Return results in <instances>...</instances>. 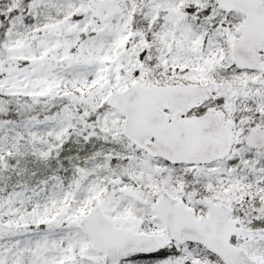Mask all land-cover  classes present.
<instances>
[{
    "label": "snow or ice",
    "instance_id": "snow-or-ice-1",
    "mask_svg": "<svg viewBox=\"0 0 264 264\" xmlns=\"http://www.w3.org/2000/svg\"><path fill=\"white\" fill-rule=\"evenodd\" d=\"M0 264H264V0H0Z\"/></svg>",
    "mask_w": 264,
    "mask_h": 264
}]
</instances>
